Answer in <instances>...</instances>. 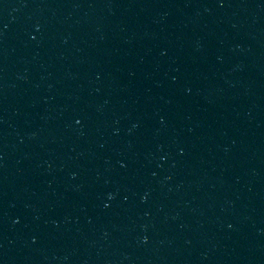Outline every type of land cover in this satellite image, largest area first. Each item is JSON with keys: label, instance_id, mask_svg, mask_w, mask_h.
Masks as SVG:
<instances>
[{"label": "water", "instance_id": "water-1", "mask_svg": "<svg viewBox=\"0 0 264 264\" xmlns=\"http://www.w3.org/2000/svg\"><path fill=\"white\" fill-rule=\"evenodd\" d=\"M0 264H264V0H0Z\"/></svg>", "mask_w": 264, "mask_h": 264}]
</instances>
